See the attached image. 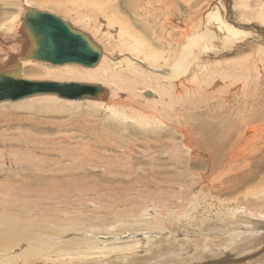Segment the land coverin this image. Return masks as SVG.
Wrapping results in <instances>:
<instances>
[{
  "label": "rangeland",
  "instance_id": "374dc122",
  "mask_svg": "<svg viewBox=\"0 0 264 264\" xmlns=\"http://www.w3.org/2000/svg\"><path fill=\"white\" fill-rule=\"evenodd\" d=\"M32 1L35 0H0V40H3L5 36L16 35V49L20 48V37L22 36L25 40L23 27L22 25L19 26L21 10L26 8L27 5L64 18V20L72 23L76 29L85 31L92 38L94 36L95 42L100 46L102 45L104 54H106L103 59L104 64L109 66L110 69H114L115 74H119L116 77L117 81L120 80L118 81L120 86L116 89V85L112 86L107 82H99L100 84L95 82L93 84L106 91L102 98H105L107 102L124 103L120 106H125L127 109L129 106L132 108L138 107L141 112L158 115L163 122L159 126L154 125L155 127H151L150 125H143L135 119L128 118L126 121H129V123L125 122L126 127L122 126L120 124L122 121L103 111L104 109L96 103H91L92 100H99L100 98H89L88 103L90 104L86 100H82L77 105L68 107L51 102L47 100L50 98L45 97L43 99H33L32 101L15 102L16 105L15 103H9L5 106L6 103H0L1 107L8 108L5 111H0V215H11L9 220L7 216H5L3 222L0 220V258L2 254L8 253L12 256L10 259L12 264L19 262V264H22V260L16 259L13 255L17 254L20 257L24 254L27 256L28 253L32 255L33 252L36 254L35 251L39 252L44 247L46 254L54 255L56 261H59L58 263L63 260L60 264H64V259L67 262L65 264H100L103 262L102 260L107 261L104 264H264V116H262L264 115V0H175L174 3L173 0H165L166 2L164 0L163 2L162 0H119L131 4L136 3L146 12L149 11L148 14L157 17L155 23L144 21V19V23H137V18L131 14V11L130 14L128 13L132 17L131 21L134 27L137 29L143 28L142 30L145 29L148 34L153 33L154 41L159 46L172 41L174 46H177L176 52H179L183 44L187 43L188 39L198 32L199 27L201 28L203 24V19L211 10L210 8H213L215 4H220L222 7L221 14L224 22L229 24L228 26L232 32L228 33L225 30L221 33L222 31H217L220 34V37L218 34L217 37L222 41H219L218 48L210 47L209 50H205L206 52H202L196 46L192 48L191 56L193 57L191 59H194V65L189 73L183 71L176 76L177 81L174 84L182 89L178 88L175 90V95L171 94L177 97L174 102L175 114L169 110L170 115L166 113H164L165 115L159 113V115L157 111L155 113L152 108L157 101L144 102L139 97L129 95L131 87L126 88L125 80L131 84L134 77L136 79L137 76L129 72L124 65L126 58L132 56V53L130 48L123 49L125 42L122 41L121 37H118L117 29L110 23L111 13H108L111 1H113V4L118 0H91V2L90 0ZM38 2L39 4H37ZM87 2L90 3L88 4L89 7H87ZM5 6L6 8H4ZM51 6H56L57 10ZM156 7L157 10L154 9ZM224 13L226 14L224 15ZM79 14L81 17H78ZM81 18L83 20H80ZM85 20L89 21L86 23L87 26H85ZM90 21L92 22L91 25H89ZM3 23L10 24L11 28L7 32H4L6 30L3 29ZM212 24L215 29H218L219 23L217 21L214 20ZM93 29L96 31H93ZM234 29L237 30L238 35L234 34ZM138 30L142 34L141 30ZM103 33H105L108 40L105 41ZM143 33L145 32L143 31ZM184 36H187V39ZM17 53L15 51L13 55L16 54L15 56H17ZM119 54L122 55L119 56ZM3 55L6 56V53L0 52V64ZM39 62L36 61V63L30 64L29 67H53L49 63ZM117 64L119 65L117 66ZM202 66L210 67V76L203 75L200 72L198 68ZM228 67L232 68L230 71L235 70L236 74L233 77L230 74L226 78H224V74L220 76L221 68L227 70ZM154 69L151 68V71ZM215 69L221 70V72L213 74ZM29 70L22 69L25 79L55 81L54 79L49 80V78L40 77L39 74L32 73ZM32 70L34 71V69ZM135 81L139 82V79ZM234 82L241 84L242 87L244 84L248 86L247 90L255 101L252 105L249 103L252 97L247 99V102L242 101L248 94L247 90L245 92L239 90L235 93H240V96L231 92L229 86H232ZM140 86L137 84L135 88L141 91ZM164 86L167 89L171 88V85L168 84H164ZM156 95L159 96L157 93ZM165 95L169 100H167V106H170V97L166 93ZM254 96L259 98L257 99L259 102ZM153 100L156 99L153 98ZM20 103L22 105L32 104L33 107L40 106L43 109L51 107L55 112L50 114L46 110L26 112L16 108V106L21 105ZM244 105H250L251 107ZM232 110L235 112L234 117L231 113ZM128 111L130 116L135 112L132 110L131 113L129 109ZM253 112L257 113L254 114ZM237 113L241 115L236 117ZM256 115H259V117L257 118ZM167 116L172 118L169 119ZM255 116L256 120L253 119ZM81 117H88L87 119L92 122H99L98 126L95 127L97 132L89 131L85 125L81 126L83 124L80 121ZM75 119H78L79 122L74 126L70 121ZM236 120L241 124L237 126ZM247 120L253 123L250 125L251 127L248 126L249 122ZM245 124L247 125L246 128ZM238 129L241 131L245 129L242 134L245 142L241 145L246 144L250 139L258 140L254 148H251V152L254 151V153L248 154L250 156L248 164L242 161L238 167L236 165L231 167L226 166V164L222 165L228 157V153L230 154V151L228 152L229 145L239 136L237 135ZM182 130H185V136L182 135ZM89 133L93 135L90 137ZM217 136L218 139H216ZM194 141L199 144L200 148H206H198V152L194 151V145H197ZM185 144L188 145L190 153L186 150ZM95 145L97 146L94 147ZM224 146L226 150L223 149ZM213 149L217 150V153H213L216 154L214 155L216 163L211 162L209 159V156H211L209 151L212 152ZM191 154L198 155L202 162L197 159L188 162ZM208 175L214 179L219 177L222 182H218L216 178L217 181L213 185L214 198L208 197V200L211 203L214 201V203H208L211 207V213H209V217L205 216L203 218L205 224L202 225L201 230L199 225L203 220H201L198 211L202 204L200 201L197 203L196 201L202 200L204 192L196 189L192 195L189 189L193 187V179L204 177L201 180L209 181L205 179ZM66 182H68L67 185ZM166 203L168 204L166 205ZM215 203L217 205H214ZM232 206H238V209L241 208V212L230 213ZM253 207L256 208L255 210L258 209L255 213L253 212L254 214L246 209H253ZM14 214L16 215L12 216ZM146 214L148 215L146 216ZM232 214L236 217H232ZM90 218L93 222L90 221ZM109 223H112V225ZM57 231H60L62 235L54 233ZM63 231L69 233L64 232L63 234ZM143 232L147 236L144 241L142 236H137ZM65 233L69 235L66 234L65 236ZM8 234L12 237H7ZM27 234L29 235L27 236ZM38 234H42L41 236L44 239H40L41 236ZM24 236L30 241L26 240L28 241L26 242ZM20 237L23 238L20 239ZM18 239L21 241L19 242ZM71 239L70 244L67 241ZM95 239L104 240L107 248L113 246L116 242L121 243L119 246H123V244H126L123 242L129 239L135 241L139 239L140 246H138V249H134L130 256L124 254V252H115L103 256L95 254L94 250L88 249L90 245H93ZM152 239L153 241L150 243ZM22 243L26 245H22ZM29 243L32 246L28 245ZM3 245L9 247L11 254L9 251L6 252L5 248L2 247ZM50 245H52V248ZM53 245L54 248L56 246V251ZM213 245H216L217 250L210 248ZM23 246H26L27 249ZM59 247L61 251L57 250ZM15 249L19 254L16 253ZM28 249L30 252H28ZM21 252L24 254L21 255ZM202 252L204 253L203 261L200 259ZM76 253L77 255H75ZM43 254L46 255L45 252ZM184 256L187 257H185L186 260L183 259ZM162 257L164 260H162ZM171 258H174L173 261ZM3 260H8V257H3ZM30 261H32L30 264H35L33 262H36V258L34 257Z\"/></svg>",
  "mask_w": 264,
  "mask_h": 264
},
{
  "label": "bare ground",
  "instance_id": "6f19581e",
  "mask_svg": "<svg viewBox=\"0 0 264 264\" xmlns=\"http://www.w3.org/2000/svg\"><path fill=\"white\" fill-rule=\"evenodd\" d=\"M88 1V0H87ZM165 1V0H164ZM174 1L175 0H173V3H174ZM176 1H178V0H176ZM185 1V0H184ZM221 1V0H220ZM24 2V1H23ZM32 2H36V0L35 1H32ZM44 2V1H43ZM90 2H91V0H90ZM112 2L113 1H111V3H110V5H109V12L108 13H111V19H110V23L112 24V26H115V29H117V31H118V37H121V39H122V41H124L125 42V47H123V49L124 48H130V51H131V53H132V56L130 55V57H128V58H126V62H125V65L124 66H126V69L129 71V72H131V73H133L134 74V76H137V78L135 79V77H134V80H133V83H131V84H129L128 82L129 81H127V80H125L126 81V88H130V90H129V95H131V96H133V97H139L140 99H142V101H144V102H148V101H157L155 104H154V106H153V108L152 109H154L155 110V113H156V111L158 112L157 114H161V115H163L164 113H166V114H168V115H170L169 113H168V111L170 110L172 113L174 112V114H175V107H174V102H175V99H176V97L177 96H172V95H175L176 94V89H182L180 86H178V85H175L174 83H176V81H177V78H176V76L177 75H179V72H183V71H187L188 73L190 72V70H191V68H192V66L194 65V63H193V60L194 59H191L193 56H191V54H192V48L194 47V46H196V48H198V49H200L202 52H206L205 50L206 49H208V48H210V47H217L218 48V45H219V41L220 42H222L220 39H219V37H220V34L217 32L218 30L219 31H222L221 33H223L225 30H227V32L228 33H231L232 32V30H231V28H229V24H226L225 22H224V19H223V16H222V14H221V10H222V7L220 6V4L219 5H214V7L213 8H210L209 10V13H207L206 14V16H205V19H203V24L201 25V28L199 27V29H198V32H196L191 38H189L188 39V41H187V43H185V42H183V43H185V44H183V46L181 47V50L179 51V52H176L177 51V46H174V44L172 43V41H170V42H167L166 43V45H164V44H161V46H159L158 44H157V42H155L154 40H155V38H154V34L153 33H150V34H148V33H146L147 31L144 29V30H142L141 28H138V29H140L141 30V32H142V34L139 32V30L136 28V27H134V24L132 23V21H131V16H129L128 15V13L131 11V14H133L134 16H135V18H137V21H135V22H137V23H144L143 22V19H144V21H150V23L151 22H153V23H155V21L157 20V17H154V16H152L151 14H148V12L149 11H145V9H143L140 5H137L136 3H128L127 1L126 2H122V1H117V2H115V3H113L112 4ZM162 2H163V0H162ZM166 2V1H165ZM164 2V3H165ZM27 3V2H26ZM45 3V2H44ZM85 3V2H84ZM148 3V2H147ZM158 3H160V2H158ZM169 3V2H168ZM179 3V2H178ZM37 4H39V2L37 3ZM42 4V3H41ZM47 4V3H46ZM88 4H90V3H88L87 2V7H89L88 6ZM92 4V3H91ZM175 4H176V2H175ZM225 4V3H224ZM228 4V3H227ZM93 5V4H92ZM148 5V4H147ZM158 5V4H157ZM165 5V4H164ZM170 5V4H169ZM172 5V4H171ZM170 5V6H171ZM222 5V4H221ZM7 6V5H6ZM6 6L4 7V8H6ZM43 6V5H42ZM160 6V5H159ZM190 6V5H189ZM191 6H192V3H191ZM223 6V5H222ZM225 6V5H224ZM9 8H10V6H8ZM15 7V6H14ZM38 7V6H37ZM52 7V6H51ZM55 8H56V6H54ZM54 7H52L53 9H54ZM91 7V6H90ZM225 7H227V6H225ZM30 8H32V6H30V5H27L26 6V8H24V9H22L21 10V19H20V24H19V26H21L22 25V27H23V22H24V19H25V16L27 15V13H28V11H29V9ZM40 8V7H39ZM50 8V7H49ZM48 8V9H49ZM68 8V7H67ZM72 8V7H71ZM73 8H75V7H73ZM86 8V7H85ZM134 8V9H133ZM195 8V7H194ZM11 9H13V8H11ZM20 9V8H19ZM36 9V8H35ZM43 9V8H42ZM94 9V8H93ZM155 10H157V7L156 8H154ZM193 9V8H192ZM10 10V9H9ZM16 11L18 10V8L17 9H15ZM38 10V9H37ZM56 10H57V8H56ZM80 10V9H79ZM162 10V9H161ZM190 10H191V8H190ZM39 11H41V10H39ZM81 11H82V9H81ZM85 11V10H84ZM186 11V10H185ZM71 12V11H70ZM18 13V12H17ZM84 13V12H83ZM86 13V12H85ZM94 13V12H93ZM193 13H195V12H193ZM197 13V12H196ZM4 14H6V13H4ZM11 14V13H10ZM130 14V13H129ZM203 14V13H202ZM226 13H224V15H225ZM54 15V14H53ZM61 15V14H60ZM83 15V14H82ZM123 15H126L125 17L123 16ZM15 16H17V15H15ZM55 16H57V15H55ZM71 16V15H70ZM142 16V17H141ZM146 16V17H145ZM202 16V15H201ZM14 17V16H13ZM73 17V16H72ZM78 17H81L80 16V14L78 15ZM139 17H140V19H139ZM224 17H227V16H224ZM83 18H85L84 17V15H83ZM12 19V18H11ZM64 19V18H63ZM200 19H202V18H200ZM18 20V19H17ZM80 20H83L82 18L80 19ZM79 20V21H80ZM89 20V19H88ZM88 20H85V24L86 23H88L89 21ZM93 20V19H92ZM217 21L218 23H219V27H218V29H215V27H213V24H212V22L213 21ZM67 21V20H66ZM88 21V22H87ZM158 21H160V20H158ZM10 22V21H9ZM68 23H70L69 21H67ZM100 22H101V20H100ZM99 22V23H100ZM103 22V21H102ZM82 23H83V21H82ZM13 24V23H12ZM12 24H11V26H12ZM71 25H72V23H70ZM92 24V22L90 21V24L89 25H91ZM168 24V23H167ZM201 24V23H200ZM15 25H16V22H15ZM79 25H80V23H79ZM82 25V24H81ZM173 25V24H172ZM196 25V24H195ZM199 25V24H198ZM197 25V26H198ZM3 29H5L6 31H4V32H7V30L8 29H10L11 27H10V24L9 23H3ZM73 26V25H72ZM77 26H78V24H77ZM83 26V25H82ZM85 26H87V24L85 25ZM98 27H99V24L97 25ZM103 26V25H102ZM105 26V25H104ZM155 26V25H154ZM16 27H17V25H16ZM89 27V26H88ZM101 27V26H100ZM1 28V27H0ZM14 28H15V26H14ZM18 28H20V27H18ZM73 28H75L74 26H73ZM97 28V27H96ZM103 28H105V27H103ZM158 28V27H157ZM234 28V27H233ZM243 28H245V27H243ZM76 29V28H75ZM237 30H238V28H236ZM12 30H14L13 28H12ZM19 30V29H18ZM95 29H93V31H94ZM104 30V29H103ZM237 30H235L234 29V34H237ZM240 30H241V28H240ZM11 31V30H10ZM92 31V30H91ZM92 31V32H93ZM96 31V30H95ZM98 31V30H97ZM143 31L145 32V33H143ZM150 31V30H149ZM14 32V31H13ZM85 32V31H84ZM90 32V31H89ZM110 32V31H109ZM111 32H113V31H111ZM184 32H185V30H184ZM23 33H24V36H25V40H24V38L21 36L20 37V48L17 50L16 48H17V43H16V35H14V36H5L4 38H3V40H0V52H4V53H6V56L5 55H3V60H2V63L0 64V70L1 69H15V68H17L18 66H20L21 67V71H22V69H27V71L29 70L30 72H32V73H36V74H39V76L40 77H43V78H49V80L50 79H54L55 80V82H60V83H83V84H90V85H93L95 82H104V83H109V84H111L112 86L113 85H116V87H115V89L116 88H118L120 85H118V81H120V80H118L117 81V77L116 76H118L117 74H115L114 73V69L112 70V69H110L109 68V66H106V64H104V61H103V59H104V55H106V54H104V50H103V48H102V45L100 46L99 44H97L96 42H95V40H94V36H93V38L90 36V39L94 42V44L97 46V47H99L100 49H101V51H102V58H101V60H100V62L96 65V66H94V67H84V66H79V65H75V64H63V65H52L53 67H46V68H42V67H39V68H36V67H34V68H30L29 67V65L30 64H32V63H36V61H32V60H29V59H25V57L28 55V53H29V51L31 50V48H32V44H31V42L32 41H30V39H29V37L26 35V33H25V29H24V27H23ZM96 33V32H95ZM94 33V34H95ZM102 33V32H101ZM100 33V34H101ZM169 33V32H168ZM178 33V32H177ZM183 33V32H182ZM190 33H191V31H190ZM104 34V36H105V33H103ZM174 34V33H173ZM176 34V33H175ZM185 34V33H184ZM189 34V33H188ZM217 34L219 35V37H217ZM225 34V33H224ZM98 35V34H97ZM150 35H152V36H150ZM228 35H230V34H228ZM238 35V34H237ZM107 36H108V34H107ZM183 36V35H182ZM226 36V35H225ZM235 36V35H234ZM101 37V36H100ZM185 37V36H184ZM101 38H103V37H101ZM186 39H187V36L185 37ZM235 38H236V36H235ZM98 39H99V37H98ZM106 39L108 40V38L105 36V41H106ZM110 39V38H109ZM176 39H178V38H176ZM186 39H185V41H186ZM98 42V41H97ZM108 42V41H107ZM105 44V43H104ZM108 45V44H107ZM178 45V44H177ZM249 45V44H248ZM104 46V45H103ZM117 48V47H116ZM122 48V47H121ZM217 48H214V49H217ZM118 49V48H117ZM158 49H160V50H158ZM4 50V51H3ZM209 50V49H208ZM18 52L17 53V56H15V55H13V52ZM212 51V50H211ZM216 51V50H215ZM116 52V51H115ZM121 52H123V51H121ZM120 52V53H121ZM125 52V51H124ZM200 52V51H199ZM208 52V51H207ZM113 53V52H112ZM117 53H118V51H117ZM116 53V54H117ZM8 54V55H7ZM19 54V55H18ZM110 54V53H109ZM202 54V53H201ZM204 54V53H203ZM122 55V54H121ZM120 54H119V56H121ZM196 55V54H195ZM109 56V55H108ZM117 56V55H116ZM191 56V57H190ZM205 56V55H204ZM107 57V56H106ZM124 57H125V55H124ZM127 57V56H126ZM201 57H203V56H201ZM114 58V57H113ZM112 58V59H113ZM120 58V57H119ZM115 59V58H114ZM121 59V58H120ZM123 59V58H122ZM198 60V59H197ZM109 61H110V59H109ZM113 61V60H112ZM117 61V60H116ZM119 61V60H118ZM117 61V62H118ZM1 62V61H0ZM200 62V61H199ZM40 63V62H39ZM45 63V62H44ZM122 63V62H121ZM111 64V63H110ZM196 64V63H195ZM119 64H117V66H118ZM185 65H186V67H185ZM114 66H115V64H114ZM113 66V67H114ZM116 66V67H117ZM199 66V65H198ZM207 66V65H206ZM206 66H202V67H200V68H198L199 70H200V72L203 74V75H206V76H210L211 75V72H210V67H206ZM248 66V65H247ZM120 68V67H119ZM145 69V70H143V69ZM151 68H155L153 71H151ZM197 68V67H196ZM227 68V67H226ZM32 69H34V71L32 70ZM218 69V68H217ZM232 68L231 67H228V69L226 70V69H222L221 68V70H222V72H221V70H214V72H213V74L214 73H218L219 71L221 72V74H220V76L221 75H223L224 74V78H226L227 76H230V74H232V76L231 77H233L235 74H236V72H235V70H233V71H230ZM118 70V69H117ZM243 70V69H242ZM2 71V70H1ZM151 71V72H150ZM195 73V72H194ZM197 73V72H196ZM199 74V73H198ZM201 75V74H200ZM219 75V74H218ZM22 76H23V71H22ZM217 76V75H216ZM129 77V76H128ZM24 78V77H23ZM126 78V77H125ZM184 78V77H183ZM192 78L194 79V77L192 76ZM196 78V77H195ZM216 78V77H215ZM217 78H218V76H217ZM235 78V77H234ZM236 78H237V75H236ZM25 79V78H24ZM122 79V78H121ZM124 79V78H123ZM139 79V82H137V81H135V80H138ZM192 79V80H193ZM28 80V79H27ZM217 80V79H216ZM245 80V79H244ZM31 81V80H30ZM195 81V80H194ZM35 82H41V81H35ZM52 82H54V81H52ZM131 82H132V80H131ZM134 82H135V84H134ZM138 85H141L140 86V90L141 91H138L137 90V88H135V86H137V84ZM247 83V81L245 82V84ZM100 84V83H99ZM164 84H168V85H171V88L170 89H167L166 88V86H164ZM243 85V87H242V85L241 84H237V83H235L234 82V84H232V86H229L230 88V90H231V92H233L234 93V95H239V94H235V93H237L239 90L240 91H243L244 90V92L248 89V86H246V85ZM104 86V85H103ZM124 86V85H123ZM182 86V85H181ZM109 87V86H108ZM157 89H155V88ZM247 87V88H246ZM104 88L106 89V87L104 86ZM243 88V89H242ZM111 89V88H110ZM227 89V88H226ZM109 90V89H108ZM111 90H113V89H111ZM147 90H149V91H147ZM159 90V91H158ZM222 90V89H221ZM146 91V92H145ZM248 91V90H247ZM144 92H145V96H144ZM168 92V93H167ZM128 93V92H127ZM156 93L157 94H159V96H157L156 95ZM165 93L167 94V96H169L170 97V106H167V98H166V95H165ZM207 93V92H206ZM221 93V92H220ZM247 93V92H246ZM172 94V95H171ZM128 95V94H127ZM241 95V94H240ZM239 95V96H240ZM242 95H244V94H242ZM255 95V94H254ZM259 96V95H258ZM50 98V99H47V100H50L51 102L53 101V102H56V103H60L62 106H75V105H77L78 103H80L82 100L84 101V100H86V102L88 103L89 101H88V99L89 98H86V99H82V100H67V99H62V98H60V97H58L57 98V96H55V95H39V96H32V97H29V99L28 98H24V99H20V100H17V101H5V102H0L1 104H4V103H6V104H4L5 106L7 105V104H9V103H11V104H13V103H17V102H20V101H32L33 99L35 100V99H38V98ZM103 96H101L100 97V99L99 100H92L91 101V103H96L97 105H99V107H101V108H103L104 110L103 111H105V112H107L108 114H110V115H112V116H114L115 118H117L118 120H120V121H122V123H120V124H122V126H125V122H127V123H129V121H126V119H135V120H137V121H139V122H141V123H143V125H150L151 127H155L154 125H156V126H159V124L161 123V122H163V120L161 121V118L158 116V115H153V114H151V115H149V113L147 114V113H144V112H141L140 111V109H138V107L137 108H132L131 106H129V107H131V108H129L128 107V109L130 110V112L133 110V111H135V112H131L132 113V116H130L129 115V111H128V109L124 106V107H121L120 105H123V104H120V103H118V104H116L115 102H107V100L105 99V98H102ZM109 97V96H108ZM149 97V98H148ZM237 97V96H236ZM242 97V96H241ZM240 97V98H241ZM252 97V95L250 94V92L248 91V94H247V96H246V98L244 99V100H242V101H246L247 99H250ZM254 97H256V96H254ZM120 98H122V97H120ZM126 98V97H125ZM129 98V97H128ZM153 98L154 99H156V100H153ZM221 98V97H220ZM257 99H259V98H257L256 97V100ZM223 100V99H222ZM226 100V99H225ZM261 100V99H260ZM136 101V100H135ZM169 101V100H168ZM258 101V100H257ZM33 102H35V101H33ZM126 102V101H125ZM132 102V101H131ZM134 102V101H133ZM231 102V101H230ZM247 102V101H246ZM255 101L253 100V97H252V99H250L249 100V103L252 105L253 103H254ZM259 102V101H258ZM16 103H15V105H16ZM23 103V102H22ZM22 103H20L21 105L20 106H16V108H18V109H22V110H24V111H26V112H30V111H39V112H42V111H47V113L48 114H50V113H54L55 111L53 110V108H51V107H47L46 109H43V108H40V106L39 107H33L34 105H32V104H27V105H22ZM32 103V102H31ZM40 103V102H39ZM42 103V102H41ZM83 103V102H82ZM86 103V104H87ZM229 103V102H228ZM88 104H90V103H88ZM141 104H142V102H141ZM152 104V103H151ZM257 104V103H256ZM94 105V104H93ZM92 105V106H93ZM119 105V106H118ZM125 105H127L126 103H125ZM133 105V104H132ZM43 106V105H42ZM83 106V105H82ZM81 106V107H82ZM96 106V105H95ZM135 106V105H134ZM148 106V105H147ZM214 106V105H213ZM243 106V105H242ZM244 106H250V105H244ZM256 106H258V105H256ZM66 107V108H67ZM251 107V106H250ZM8 108L7 107H1L0 106V111H5V110H7ZM59 109H61V108H59ZM71 109H73V108H71ZM97 109V108H96ZM123 109H125L126 111H124ZM249 109V108H248ZM56 110V109H55ZM65 110V109H64ZM99 110V109H98ZM59 111V110H58ZM68 111V110H67ZM128 111V112H127ZM152 111V110H151ZM255 111V110H254ZM60 112V111H59ZM58 112V113H59ZM61 112H62V110H61ZM260 112V111H259ZM63 113V112H62ZM103 113V112H102ZM152 113H153V111H152ZM231 113H232V115H233V117H234V111L232 110L231 111ZM254 113V112H253ZM255 113H257V112H255ZM254 113V114H255ZM159 114V115H160ZM238 115L236 116V117H238V116H240L241 114L240 113H237ZM245 114V113H244ZM244 114H242V116L243 117H245L244 116ZM264 114V113H263ZM65 115V114H64ZM93 115V114H92ZM104 115V114H103ZM165 115V114H164ZM260 115V114H259ZM259 115H256L257 116V118L259 117ZM91 116V115H90ZM176 116V115H175ZM256 116L255 117H253V119L254 120H256L257 118H256ZM262 116H264V115H262ZM0 117H1V115H0ZM70 117V116H69ZM114 117H112L113 119H114ZM168 117V116H167ZM88 117H86V118H82L81 117V123H83L81 126H83V125H85L86 126V128L89 130V131H91V132H93V131H96L97 132V128H95V127H97L98 126V123L99 122H97V121H94V122H92V121H90L89 119H87ZM169 119H171L172 117H168ZM178 118V117H177ZM71 119V118H70ZM91 119V118H90ZM99 119V118H98ZM234 119V118H233ZM264 119V118H263ZM97 120V119H96ZM104 120H105V118H104ZM237 121V120H236ZM241 121H243V120H241ZM252 121V120H251ZM260 121V120H259ZM263 121V120H262ZM61 122V121H60ZM67 122V121H66ZM71 123H72V125H74V124H76V123H78L79 122V120L78 119H75V120H73V121H70ZM247 122H249L248 120H247ZM253 122V121H252ZM258 122V121H257ZM51 124H52V122H50ZM68 123V122H67ZM244 123V122H243ZM80 124V123H79ZM78 124V125H79ZM108 124V123H107ZM238 124H241L240 122H238L237 121V126H238ZM249 125V127H251L250 125H252L253 123H251V122H249L248 123ZM56 125V124H55ZM61 125V124H60ZM62 125H64V124H62ZM129 125V124H128ZM52 126H53V124H52ZM57 126H59V125H57ZM75 126V125H74ZM73 126V127H74ZM109 126V125H108ZM246 124H245V128H246ZM55 127V126H54ZM126 127V126H125ZM129 127V126H128ZM79 128V127H78ZM81 128V127H80ZM103 128V127H102ZM146 128V127H145ZM239 128V127H238ZM263 128V127H262ZM127 129V128H126ZM185 129H187V128H185ZM189 129V128H188ZM191 129V128H190ZM189 129V130H190ZM236 129V128H235ZM251 129V128H250ZM249 129V130H250ZM257 129V128H256ZM186 131H188V130H186ZM238 133H237V135H239L236 139H234L233 140V143H231L230 145H229V147H228V152L230 151V154L228 153V157L225 159V161H224V163L222 164V165H225L226 164V166H228V167H231V166H234V165H236L237 167H238V165L239 164H241L242 163V161H244L246 164H248V158L250 157V156H248V154H250L251 155V153L253 154L254 153V151H252L251 152V148H254V145L258 142V140H255V139H250V141H247L246 142V144H244V145H241L242 143H244L245 141H244V139L242 138V134H243V132H245V129H244V131H241V130H239L238 129V131H237ZM63 133V132H62ZM149 133V132H148ZM181 133H182V135L183 136H185V130L183 131H181ZM234 133H235V131H234ZM190 134H191V132H190ZM263 134V133H262ZM62 135V134H61ZM93 134L92 133H89V136L91 137ZM99 135V134H98ZM131 135V134H130ZM193 135V134H192ZM129 136V135H128ZM158 136H159V134H158ZM161 136V135H160ZM219 136V135H218ZM218 136H217V138L216 139H218ZM222 136V135H221ZM244 136V135H243ZM9 137V136H8ZM252 137V136H251ZM10 138V137H9ZM91 139H93V138H91ZM88 140V139H87ZM95 140H97V139H95ZM116 140H118V139H116ZM243 140V141H242ZM32 141V140H31ZM44 141V140H43ZM93 141V140H92ZM102 141H103V139H102ZM137 141V140H136ZM135 141V142H136ZM144 142V141H143ZM153 142V141H152ZM195 142V141H194ZM89 143V142H88ZM146 143V142H145ZM149 143H150V141H149ZM160 143V142H159ZM158 143V144H159ZM196 144H197V142H195ZM40 144H41V142H40ZM83 145H85V144H83ZM148 145V144H147ZM147 145H145V146H147ZM150 145V144H149ZM186 145V144H185ZM97 145H95L94 147H96ZM144 146V147H145ZM195 146V150L194 151H197L198 152V148L199 149H204V148H206V147H204V148H200L199 147V144H197V145H194ZM11 147H12V145H11ZM86 147V146H85ZM105 147V146H104ZM149 147V146H148ZM152 147V146H151ZM156 147V146H155ZM79 148V147H78ZM122 148H124V147H122ZM185 148H186V150L190 153V149H189V147H188V145H186L185 146ZM59 149V148H58ZM85 149V148H84ZM150 149V148H149ZM209 149V148H208ZM219 149V148H218ZM223 149L224 150H226V148H225V146L223 147ZM45 150V149H44ZM83 150V149H82ZM223 150V151H224ZM68 151V150H67ZM86 151H87V149H86ZM145 151H146V149H145ZM191 151L193 152V150H192V148H191ZM203 151V150H202ZM222 151V150H221ZM77 152V151H76ZM84 152V151H83ZM96 152V151H95ZM118 152V151H117ZM171 152V151H170ZM225 152V151H224ZM145 153V152H144ZM168 153V152H167ZM209 153L211 154V156H209V159L211 160V162H213V163H216V161H215V159H214V155H216V154H213V153H217V150L216 149H213V151L212 152H210L209 151ZM140 154V153H139ZM193 154V153H192ZM190 155L189 157V159H188V162L190 161V160H193V159H197L199 162H202V159L200 160L199 158H198V155ZM199 154V153H198ZM201 154V153H200ZM178 155V154H177ZM207 155V154H206ZM124 156V155H123ZM159 157V156H158ZM142 158V157H141ZM1 159V158H0ZM47 160H48V158H46ZM162 160V159H161ZM9 161V160H8ZM52 162V161H51ZM223 162V161H222ZM45 163V162H44ZM54 164V163H53ZM160 164V163H159ZM51 165H52V163H51ZM55 165H56V163H55ZM126 165V164H125ZM161 165V164H160ZM49 166V165H48ZM52 166H54V165H52ZM153 167V166H152ZM190 167V166H189ZM58 168V167H57ZM56 168V169H57ZM60 168V167H59ZM58 168V169H59ZM75 168V167H74ZM52 169V168H51ZM50 169V170H51ZM80 169V168H79ZM154 169H156V168H154ZM162 169V168H161ZM158 171V170H157ZM160 172H161V170H159ZM231 171V170H230ZM229 171V172H230ZM53 172V171H52ZM164 172V171H163ZM217 172H219V171H217ZM217 172H216V174H217ZM220 172H222V173H224L223 171H220ZM54 173V172H53ZM149 173V172H148ZM157 173V172H156ZM159 173V172H158ZM141 174V173H140ZM153 175H154V173H152ZM132 175V174H131ZM158 175V174H157ZM210 175V174H209ZM208 175V177H206L205 179H208L209 181H205V180H201V179H203L204 177H202L201 179H193V184H192V189H189V190H191L190 192H191V194L193 195V193L195 192V190L196 189H199L201 192H204V194L202 195L203 196V198H201L202 200H198V201H196V203L197 202H199L200 201V203L202 204L201 205V207H200V210L198 211L199 212V216H201V220H203V218L205 217V216H208L209 217V213H211V210H210V206H209V204L208 203H211V201H209L208 200V197L209 196H211V198L213 199L214 198V196H213V194H214V190H213V185H214V183L218 180V182H222V179H220L219 180V177H216L217 178V180H216V178L214 179V178H212V176L210 177ZM215 175V174H214ZM219 175V174H218ZM217 175V176H218ZM159 176V175H158ZM202 176V175H201ZM122 178V177H121ZM147 178V177H146ZM145 179V178H144ZM146 181V180H145ZM70 182V181H69ZM67 183L68 182H66V185H67ZM145 183V182H144ZM159 183V182H158ZM176 183H177V181H176ZM137 184V183H136ZM45 186V185H44ZM51 186H53V185H51ZM135 186V185H134ZM157 186V185H156ZM188 187V186H187ZM191 187V186H190ZM49 188V187H48ZM84 188V187H83ZM150 188H151V186H150ZM37 189V188H36ZM67 189H68V187H67ZM57 191V190H56ZM80 191V190H79ZM171 191V190H170ZM7 192V191H6ZM173 192V191H172ZM205 192H207L206 194H205ZM143 193V192H142ZM218 193V192H217ZM190 195V194H189ZM215 195V194H214ZM221 195H223V194H221ZM143 196V195H142ZM217 196V195H216ZM140 198V197H139ZM162 198V197H161ZM164 198H166V197H164ZM76 199V198H75ZM210 199V198H209ZM85 200V199H84ZM146 200V199H145ZM192 200V199H191ZM190 200V201H191ZM100 201V200H99ZM161 202V201H160ZM192 202H193V200H192ZM32 203V202H31ZM74 203V202H73ZM213 203H214V201H213ZM213 203H211V204H213ZM235 203V202H234ZM27 204V203H26ZM63 204V203H62ZM80 204V203H79ZM168 203H166V205H167ZM214 205H217L216 203L214 204ZM237 205V204H236ZM23 206V205H22ZM28 206V205H27ZM125 206V205H124ZM186 206V205H185ZM94 207V206H93ZM212 207H213V205H212ZM227 207V206H226ZM171 208V207H170ZM26 209V208H25ZM24 209V210H25ZM130 209V208H129ZM164 209V208H163ZM178 209V208H177ZM180 209V208H179ZM178 209V210H179ZM246 209H248L251 213H255V211H258V209L257 210H255L256 208L255 207H253V209H251V208H246ZM153 210V209H152ZM167 210V209H166ZM168 210H170V209H168ZM181 210V209H180ZM217 210V209H216ZM156 211V210H155ZM205 211V212H204ZM238 211L239 212H241V208L240 209H238V206H232V209H231V211H230V213H238ZM243 211V210H242ZM7 213H9V212H7ZM228 213H229V211H228ZM250 213V214H251ZM253 213V214H254ZM62 214V213H61ZM67 214V213H66ZM169 214V213H168ZM207 214V215H206ZM250 214H248V215H250ZM16 214H14V215H12V216H15ZM148 214H146V216H147ZM164 215V214H163ZM247 215V214H246ZM259 215V214H258ZM264 215V214H263ZM5 216H7V214L5 215H0V220L3 222V219L5 218ZM11 215H8L7 216V218H8V220H9V217H10ZM46 216V215H45ZM140 216V215H139ZM150 216V215H149ZM151 216H152V214H151ZM157 216V215H156ZM169 216H170V214H169ZM239 216V215H238ZM29 217V216H28ZM208 217H206V218H208ZM232 217H236V215H233L232 214ZM34 218V217H33ZM45 218V217H44ZM150 218V217H149ZM166 218V217H165ZM26 219V218H25ZM73 219V218H72ZM19 220V219H18ZM76 220V219H75ZM158 220V219H157ZM262 220V219H261ZM20 221V220H19ZM81 221H82V218H81ZM90 221H91V218H90ZM105 221H107V220H105ZM155 221V220H154ZM167 221V220H166ZM241 221V220H240ZM22 222V221H21ZM28 222H29V220H28ZM77 222H79V221H77ZM91 222H93V221H91ZM90 223V222H89ZM95 223V222H94ZM102 223H103V221H102ZM148 223V222H147ZM161 223H162V221H161ZM46 224V223H45ZM109 224H111L112 225V223H109ZM205 224V221L203 220L202 221V223H201V225H199V227L201 228V230H202V225H204ZM42 225V224H41ZM77 225V224H76ZM110 225V226H111ZM150 225V224H149ZM163 225V224H162ZM48 226V225H47ZM88 226V225H87ZM109 226V225H108ZM98 227V226H97ZM103 227H105V226H103ZM120 227H121V225H120ZM163 227H165V226H163ZM14 228V227H13ZM37 228V227H36ZM78 228V227H77ZM92 228V227H91ZM106 228V227H105ZM104 228V229H105ZM116 228V227H115ZM9 229H11V228H9ZM18 229V228H17ZM44 229H46V228H44ZM107 229V228H106ZM113 229H114V227H113ZM148 229V228H147ZM2 230V229H1ZM3 230H5V229H3ZM11 230H14V229H11ZM30 230V229H29ZM47 230V229H46ZM68 230V229H67ZM71 230V229H70ZM89 230V229H88ZM157 230V229H156ZM45 231V230H44ZM50 231V230H49ZM69 231V230H68ZM5 232H7V231H5ZM51 232V231H50ZM64 232H67V231H63V234H64ZM3 233V232H2ZM17 233V232H16ZM54 233H56V234H61L62 235V233L60 232V231H57V232H54ZM67 233H69V232H67ZM67 233H65V236H66V234ZM128 233V232H127ZM126 233V234H127ZM3 234H5V233H3ZM7 234V233H6ZM44 234V233H43ZM125 234V233H124ZM146 233H141V234H138L137 236H142V239H143V241L147 238V236L145 235ZM200 234V233H199ZM262 234V233H261ZM14 235V234H13ZM16 235H18V234H16ZM29 234H27V236H28ZM32 235V234H31ZM35 235V234H34ZM38 235H40V234H38ZM42 235V234H41ZM40 235V236H41ZM67 235H69V234H67ZM123 235V234H122ZM122 235H120V236H122ZM6 236V235H5ZM20 236H22V235H20ZM37 236V235H36ZM46 236H47V234H46ZM45 235H44V237H46ZM49 236V235H48ZM60 236V235H59ZM249 236V235H248ZM7 237H10V235L8 234V236ZM12 237V236H11ZM10 237V238H11ZM25 237V236H24ZM35 237V236H34ZM52 237H53V235H52ZM127 237V236H126ZM214 237V236H213ZM23 238V237H22ZM21 237H20V239H22ZM27 238H30V237H27ZM40 238V237H39ZM48 238V237H47ZM60 238V237H59ZM20 239H18L19 240V242L21 241ZM31 239H32V236H31ZM33 239H35V238H33ZM40 239H44V238H42V236H41V238ZM50 239V238H49ZM65 239V238H64ZM118 239V238H117ZM122 239H124V238H122ZM166 239V238H165ZM178 239V238H177ZM12 240H13V238H12ZM26 240H29L30 241V239H26V237H25V241ZM82 240V239H81ZM139 240V239H138ZM138 240L137 241H135V240H126V242L124 241L123 243H126V244H123V246H119V244H121V243H114L113 244V246H111V247H109V248H107V246H105L106 245V242L104 241V240H101V239H95V241L93 242V241H91V242H93V245H90L89 246V250H94L95 251V254H101V255H103V256H107L108 254H112V253H115V252H124V254H128L129 256L131 255V252L134 250V249H138V246H140L139 244V242H138ZM234 240V239H233ZM24 241V242H25ZM36 241H38V240H36ZM49 241H51V240H49ZM56 241V240H55ZM77 241H79V240H77ZM85 241V240H84ZM148 241H149V239H148ZM151 241H153V239L152 240H150V243H151ZM172 241V240H171ZM14 242V241H13ZM26 242H28V241H26ZM32 242H34V241H32ZM31 242V243H32ZM65 242V241H64ZM68 243L70 242V244H71V242H72V239L70 240V241H67ZM146 242V241H145ZM168 242H170V241H168ZM36 243V242H35ZM43 243V242H42ZM50 243V242H49ZM48 243V244H49ZM66 243V242H65ZM68 243H66L67 245H68ZM74 243V242H73ZM130 243H132V244H130ZM149 243V242H148ZM148 243H147V245H148ZM10 244V243H9ZM8 244V245H9ZM17 244V243H16ZM37 245H38V243H36ZM40 244H41V242H40ZM78 244V243H77ZM81 244V243H80ZM95 244V245H94ZM176 244V243H175ZM22 245H26V244H24V243H22ZM28 245H30V243L28 244ZM54 245H56V244H54ZM54 245H53V248H54ZM64 245V244H63ZM72 245H74V244H72ZM97 245V246H96ZM142 245V244H141ZM196 245V244H195ZM199 245H201L200 243H199ZM208 245V244H207ZM30 246H32V245H30ZM34 246H36V245H34ZM43 246V245H42ZM49 246V245H48ZM52 245H50V247H51ZM60 246V245H59ZM145 246V245H144ZM150 246V245H149ZM156 246V245H155ZM189 246H191V245H189ZM3 248H5V250H6V252H8L9 251V247L6 245H3L2 246ZM13 247V245L11 246V248ZM20 247H21V245H20ZM24 247V246H23ZM23 247H22V249H23ZM37 247V246H36ZM62 247V246H61ZM192 247V246H191ZM190 247V248H191ZM195 247V246H194ZM197 247V246H196ZM218 247V246H217ZM230 247V246H229ZM15 248H17L16 246H15ZM19 248V247H18ZM24 248H26V246L24 247ZM31 248V247H30ZM41 248V247H40ZM52 248V247H51ZM50 248V249H51ZM78 248V247H77ZM141 248V247H140ZM143 248H145V247H143ZM186 248V247H185ZM199 248V247H198ZM205 248V247H204ZM210 248H214L215 250H217V248H216V245H213V247H211L210 246ZM219 248V247H218ZM14 249V248H13ZM12 249V250H13ZM19 249H21V248H19ZM27 249V248H26ZM56 249V246H55V248H54V250ZM153 249V248H152ZM184 249V248H183ZM200 249V248H199ZM208 249V248H207ZM220 249V248H219ZM245 249V248H244ZM16 250V253H18L17 252V249H15ZM36 250V249H35ZM38 250V249H37ZM57 250L59 251L60 250V247H59V249L57 248ZM143 250V249H142ZM185 250V249H184ZM187 250V249H186ZM191 250V249H190ZM212 250V249H211ZM214 250V251H215ZM221 250V249H220ZM220 250H219V252H220ZM21 251V250H20ZM24 251V250H23ZM56 251V250H55ZM61 251V250H60ZM64 251V250H63ZM62 251V252H63ZM188 251H189V249H188ZM14 252V251H13ZM12 252V253H13ZM28 252H30L29 251V249H28ZM32 252V251H31ZM36 252V254L33 252V254L32 255H30L29 253V255L27 254V256H25L26 254H24V253H22L21 255H23V256H20V257H18L19 255H17L16 253H13V254H16L17 255V257H16V255H13V257H15L16 259H18V260H22V264H30V262H32V261H30L32 258H36V262H33V263H35V264H60L61 262H63V260L62 261H60V263H58L57 261H56V258H54V255H50V254H46L47 252H46V249L43 247L42 248V250L40 251L39 250V252L38 251H35ZM38 252V253H37ZM45 252V254L46 255H42V253H44ZM66 252V251H65ZM68 252V251H67ZM73 252V251H72ZM78 252V251H77ZM87 252V251H86ZM92 252V251H91ZM126 252V253H125ZM190 252V251H189ZM205 252V251H204ZM207 252V251H206ZM205 252V253H206ZM216 252V251H215ZM215 252H213V253H215ZM218 252V251H217ZM9 253L11 254V252L9 251ZM48 253H49V251H48ZM57 254L59 253V252H56ZM55 253V254H56ZM75 253V252H74ZM81 253H83V252H81ZM156 253H157V251H156ZM210 253V252H209ZM221 253V252H220ZM19 254V253H18ZM56 254V255H57ZM60 254H61V252H60ZM89 254V253H88ZM146 254V253H145ZM154 254V253H153ZM184 254V253H183ZM182 254V255H183ZM56 255H55V257H56ZM69 255V254H68ZM75 255H77V253L75 254ZM81 255V254H80ZM156 255V254H155ZM178 255V254H177ZM197 255L199 256V254L197 253ZM218 255V254H217ZM64 256V255H63ZM65 256H66V254H65ZM70 256H72V255H70ZM109 256H112V255H109ZM203 256H204V253L202 252V254L200 255V259H201V261H203L202 259H203ZM3 257L5 258V257H8V260H3ZM11 257L12 256H10L8 253L7 254H2L1 255V258H0V264H12V262H10V259H11ZM96 257V256H95ZM98 257V256H97ZM151 257H153V256H151ZM157 257V256H156ZM185 257L186 256H184V258L183 259H185ZM53 258V259H52ZM67 258V257H66ZM72 258V257H71ZM76 258V257H75ZM94 258V257H93ZM153 258H155V257H153ZM159 258V257H158ZM163 258V257H162ZM166 258H168V257H166ZM187 258V257H186ZM123 259V258H122ZM160 259V258H159ZM172 259V258H171ZM174 259V258H173ZM173 259H172V261H173ZM177 259V258H176ZM206 259V258H205ZM13 260V259H12ZM34 260V259H33ZM60 260V259H59ZM68 260H72V259H68ZM147 260H148V257H147ZM153 260V259H152ZM162 260H164V258L162 259ZM186 260V259H185ZM73 261H75V260H73ZM81 261V260H80ZM87 261V260H86ZM100 261V260H99ZM103 262H101L100 264H104V263H107V261H104V260H102ZM168 261V260H167ZM172 261H170V262H172ZM209 261H211V260H209ZM212 261H214V260H212ZM65 259H64V264H65ZM174 262H175V260H174ZM189 262V261H188ZM14 263V262H13ZM20 263V262H19ZM19 263H14V264H19ZM67 263V262H66ZM78 263H79V261H78ZM168 263V262H167ZM176 263V262H175ZM195 263V262H194ZM70 264V263H69ZM75 264V263H74ZM83 264V263H82ZM85 264V263H84ZM156 264H158V263H156ZM160 264V263H159ZM190 264V263H189ZM204 264V263H203Z\"/></svg>",
  "mask_w": 264,
  "mask_h": 264
},
{
  "label": "water",
  "instance_id": "95a60500",
  "mask_svg": "<svg viewBox=\"0 0 264 264\" xmlns=\"http://www.w3.org/2000/svg\"><path fill=\"white\" fill-rule=\"evenodd\" d=\"M23 27L32 48L25 59L52 65L96 66L102 51L82 30L75 29L61 17L30 8ZM106 91L83 83L35 82L24 79L21 67L0 71V102L17 101L39 95H56L67 100L100 98Z\"/></svg>",
  "mask_w": 264,
  "mask_h": 264
}]
</instances>
